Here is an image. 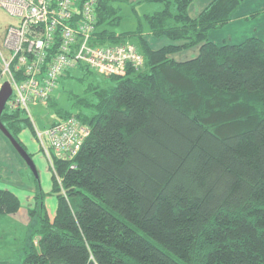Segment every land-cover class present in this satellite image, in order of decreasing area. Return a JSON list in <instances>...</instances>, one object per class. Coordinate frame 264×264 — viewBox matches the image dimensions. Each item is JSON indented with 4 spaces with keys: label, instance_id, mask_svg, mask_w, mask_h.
Returning a JSON list of instances; mask_svg holds the SVG:
<instances>
[{
    "label": "trees",
    "instance_id": "trees-1",
    "mask_svg": "<svg viewBox=\"0 0 264 264\" xmlns=\"http://www.w3.org/2000/svg\"><path fill=\"white\" fill-rule=\"evenodd\" d=\"M194 1L99 2L97 44L132 41L145 65L110 78L83 68L72 109L56 96L45 106L59 117L48 126L76 117L91 134L72 162L54 160L53 222L34 176L28 237L13 264H264V41L211 42L244 0H213L192 18ZM138 4L161 6L144 20L170 45L151 49L141 24L116 32L123 7ZM193 48L194 59L172 57ZM1 120L24 149L22 131L36 137L23 110ZM20 207L0 190V216Z\"/></svg>",
    "mask_w": 264,
    "mask_h": 264
},
{
    "label": "built area",
    "instance_id": "built-area-1",
    "mask_svg": "<svg viewBox=\"0 0 264 264\" xmlns=\"http://www.w3.org/2000/svg\"><path fill=\"white\" fill-rule=\"evenodd\" d=\"M101 0H0V9L17 23L5 32L0 88L8 82L12 96L9 112L23 110L35 124L32 110L48 106L62 78L88 69L97 75L125 77L141 72L145 59L132 41L99 45L97 7ZM91 134V127L70 117L36 138L52 169L54 160L72 162ZM74 168V166H72Z\"/></svg>",
    "mask_w": 264,
    "mask_h": 264
},
{
    "label": "crops",
    "instance_id": "crops-1",
    "mask_svg": "<svg viewBox=\"0 0 264 264\" xmlns=\"http://www.w3.org/2000/svg\"><path fill=\"white\" fill-rule=\"evenodd\" d=\"M212 1L195 0L189 9V15L197 17ZM251 16L254 18H250ZM252 38L264 41V0H244L230 24L209 34V40L217 45H240ZM157 41L163 43V47L170 45L165 39ZM193 51L194 57L191 59L197 57L198 48ZM186 52L189 51L175 56L182 57ZM20 139L35 163L41 190L49 194L53 179L49 164L41 154L38 140L29 130L22 131ZM29 171L25 162L16 156L8 140L0 133V190L11 192L21 203L16 213L0 216V264H13L14 258L20 256L25 247L31 222L29 211L34 208L37 193L35 178L30 176ZM45 205L49 219L53 222L57 213V199L48 195Z\"/></svg>",
    "mask_w": 264,
    "mask_h": 264
},
{
    "label": "rangeland",
    "instance_id": "rangeland-1",
    "mask_svg": "<svg viewBox=\"0 0 264 264\" xmlns=\"http://www.w3.org/2000/svg\"><path fill=\"white\" fill-rule=\"evenodd\" d=\"M127 1L131 2V3L132 2L133 3H137V0H127ZM160 7L161 6H158V5L138 4L136 6V12L135 13L131 10L130 7H128V8L127 7H123V9H124L123 13H122L123 22L120 25V27L117 28L116 32L117 33L131 32V31H134L138 27L139 24H141V26L143 28V31L145 32L144 39L147 41L148 44L151 43V46L149 45L151 47V49L158 50V49L162 48L163 47V43L157 41L156 39L152 38L150 36V34H148V26H147V24L145 23V20H144V16L145 15L153 14L154 12H157L160 9ZM16 23H17V21L15 19L9 17L4 11H2L0 9V72L2 71V68H3V58L5 60L9 59L8 52L3 48L4 35H5V32H6L7 28L9 26L15 25ZM193 49L188 50L189 52H186L182 57L175 56V55L174 56L179 61L180 60L184 61V60H187V59H191V58L194 57ZM82 76L83 75L81 73H79V71H77V70L74 71V73H72V77L62 80V82L59 84V86L57 87V89L54 92L53 96H56V98H58L57 103L61 107H63L64 110H66V111L72 109L71 108V102L69 100L70 91L74 92V94H79V95L83 93L84 86L82 85V82L80 81ZM4 83H5V81H4ZM74 113H76V112L74 111ZM32 116L34 118L35 126H36V128L39 131H43L45 128H47L48 125L51 123V121L59 120V117L54 113V111L52 109H50V107L49 108H45L44 106H40V107H37L36 109H33L32 110ZM31 135H33V133H31ZM19 139H20V135H19ZM20 141H21V139H20ZM10 146L14 150V148L12 147L11 144H10ZM25 150L28 152L26 147H25ZM14 152H16V151L14 150ZM41 154L44 155L43 152ZM16 156L18 158H20L17 153H16ZM20 160H22V159L20 158ZM49 168H50V172H51V175H52V170H51V166L50 165H49ZM31 173L32 172L29 171V174L32 177L33 173L32 174ZM52 191H53V181H52V187H51V189L49 191V194H46L43 191L42 192L45 195H47V196L50 195L51 197H55V196L51 195ZM44 205H45V201H44ZM45 208H46V205H45ZM46 211H47V209H46ZM48 217H49V214H48Z\"/></svg>",
    "mask_w": 264,
    "mask_h": 264
},
{
    "label": "water",
    "instance_id": "water-1",
    "mask_svg": "<svg viewBox=\"0 0 264 264\" xmlns=\"http://www.w3.org/2000/svg\"><path fill=\"white\" fill-rule=\"evenodd\" d=\"M12 96V88L8 82H5L0 88V133L9 141L16 153L25 162L27 168L38 178L37 169L29 153L13 138L2 123L1 117L6 109L7 102Z\"/></svg>",
    "mask_w": 264,
    "mask_h": 264
}]
</instances>
